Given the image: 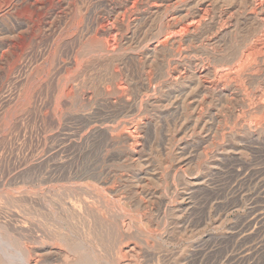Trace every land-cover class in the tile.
I'll return each instance as SVG.
<instances>
[{"label":"rangeland","instance_id":"rangeland-1","mask_svg":"<svg viewBox=\"0 0 264 264\" xmlns=\"http://www.w3.org/2000/svg\"><path fill=\"white\" fill-rule=\"evenodd\" d=\"M36 1L0 0V237L264 264V0Z\"/></svg>","mask_w":264,"mask_h":264},{"label":"bare ground","instance_id":"bare-ground-1","mask_svg":"<svg viewBox=\"0 0 264 264\" xmlns=\"http://www.w3.org/2000/svg\"><path fill=\"white\" fill-rule=\"evenodd\" d=\"M34 1H36V0H34ZM38 1V0H37ZM36 1V2H37ZM29 5V4H28ZM34 5V4H33ZM33 5H32V7H33ZM39 5V4H38ZM51 5V4H50ZM169 6V5H168ZM25 8H26V6H25ZM25 8H24V10H25ZM35 8V7H34ZM37 8V7H36ZM47 8V7H46ZM147 8V7H146ZM30 9V8H29ZM28 9V10H29ZM35 10V9H34ZM44 11V10H43ZM27 12V11H26ZM29 12V11H28ZM20 13V12H19ZM21 13H22V11H21ZM29 13H31V9H30V12ZM36 13V12H35ZM34 14V13H33ZM205 14V13H204ZM203 14V15H204ZM21 14H19V16H20ZM27 15H29V14H26V16ZM39 15H40V13H39ZM46 15V14H45ZM31 16V15H30ZM205 16V15H204ZM32 17V16H31ZM26 18V17H25ZM123 19V18H122ZM129 19H130V17H129ZM36 20V19H35ZM102 20V19H101ZM31 21H33V20H31ZM108 21V20H107ZM196 22V21H195ZM119 23V22H118ZM20 24V23H19ZM21 24H23V23H21ZM20 24V25H21ZM26 25V24H25ZM34 25V24H33ZM19 26V25H18ZM185 26V25H184ZM105 27V26H104ZM103 27V28H104ZM103 28H102V30H103ZM114 28H115V26H114ZM185 28V27H184ZM186 30V29H185ZM175 32V31H174ZM103 33H105V32H103ZM178 33V32H177ZM119 34V33H118ZM95 35H97V34H95ZM104 35V34H103ZM109 35H110V33H109ZM109 35H108V37H109ZM178 35V34H177ZM111 36H112V34H111ZM110 36V37H111ZM113 37V36H112ZM111 37V38H112ZM114 38V37H113ZM112 40V39H111ZM22 41V40H21ZM115 41V40H114ZM113 41V42H114ZM24 42V41H23ZM112 42V41H111ZM114 44V43H113ZM115 46H117L118 45V43H117V45L116 44H114ZM24 46V45H23ZM113 47V46H112ZM118 47V46H117ZM116 47V48H117ZM110 48V47H109ZM113 49V48H112ZM114 49H115V47H114ZM113 49V50H114ZM108 52V51H107ZM245 52V51H244ZM246 55V54H245ZM244 59V58H243ZM16 61H18V60H16ZM239 62H241V61H239ZM20 67V66H19ZM203 73V72H202ZM198 74V73H197ZM120 77H122V76H120ZM178 80V79H177ZM65 84V83H64ZM122 85V84H121ZM67 87V86H66ZM68 88H70V87H68ZM71 88H72V86H71ZM118 88H120V87H118ZM61 89H62V87H61ZM64 89V88H63ZM73 89V88H72ZM121 89V88H120ZM122 89H124V86H123V88ZM67 91H68V89H66ZM83 90V89H82ZM65 91V90H64ZM121 91V90H120ZM59 92V91H58ZM73 92V91H72ZM83 92V91H82ZM123 92V91H122ZM65 93V92H64ZM69 93V92H68ZM106 93H108V92H106ZM62 94V93H61ZM85 95V94H84ZM107 95V94H106ZM117 96H118V94H116ZM120 95V94H119ZM122 95V94H121ZM64 96V95H63ZM115 96V95H114ZM117 96L116 97H114V98H117ZM28 97V96H27ZM78 97V96H77ZM107 97H109V96H107ZM118 97H120V96H118ZM59 98V97H58ZM57 98V99H58ZM83 98V97H82ZM70 99V98H69ZM85 99V98H84ZM91 99V98H90ZM61 100V99H60ZM69 101V100H68ZM91 101V100H90ZM58 103H56V105H57ZM63 105H65L64 103H63ZM85 108V107H84ZM82 121V120H81ZM90 124V123H89ZM86 128V127H85ZM103 131V130H102ZM132 132V131H131ZM102 133H106V135L105 136H107V132H102ZM101 133V134H102ZM135 136V135H134ZM98 137V136H97ZM109 137V136H108ZM96 139V138H95ZM128 140H129V138H127ZM130 142V141H129ZM0 254H1V258H2V260H3V262L4 263H6V264H17V262L19 263V264H28V262L26 261V259H25V253L21 250V249H19V248H17L16 247V245H15V243L11 240V239H6V238H2V237H0ZM15 261H16V263H15Z\"/></svg>","mask_w":264,"mask_h":264}]
</instances>
